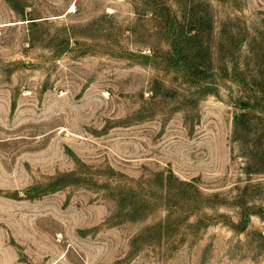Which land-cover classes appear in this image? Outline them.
Returning <instances> with one entry per match:
<instances>
[{
	"label": "rangeland",
	"instance_id": "1",
	"mask_svg": "<svg viewBox=\"0 0 264 264\" xmlns=\"http://www.w3.org/2000/svg\"><path fill=\"white\" fill-rule=\"evenodd\" d=\"M0 264H264V0H0Z\"/></svg>",
	"mask_w": 264,
	"mask_h": 264
}]
</instances>
